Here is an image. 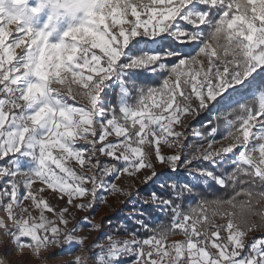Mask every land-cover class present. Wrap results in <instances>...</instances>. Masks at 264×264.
Returning a JSON list of instances; mask_svg holds the SVG:
<instances>
[{
	"label": "snow or ice",
	"instance_id": "obj_1",
	"mask_svg": "<svg viewBox=\"0 0 264 264\" xmlns=\"http://www.w3.org/2000/svg\"><path fill=\"white\" fill-rule=\"evenodd\" d=\"M141 45L166 51L129 55ZM117 67L164 78L129 85L121 102L115 89L105 91ZM262 89L264 0H0L5 246L82 247L76 233L88 217L69 228L71 210L91 209L106 179L116 192L111 181L147 169L141 182L164 175L169 194L154 191L143 203L169 212L170 224L150 227L141 212L147 235L106 237L87 264H264V235L253 238L264 229ZM213 110H227L226 135L217 140L216 126L201 125L192 134L206 146L192 150L177 129ZM161 144L175 154L163 155ZM181 168L189 178L182 183L171 175ZM187 200L195 203L185 209Z\"/></svg>",
	"mask_w": 264,
	"mask_h": 264
},
{
	"label": "rangeland",
	"instance_id": "obj_2",
	"mask_svg": "<svg viewBox=\"0 0 264 264\" xmlns=\"http://www.w3.org/2000/svg\"><path fill=\"white\" fill-rule=\"evenodd\" d=\"M30 2H34V0H30ZM190 27V25L188 26ZM180 30H186L183 22L179 25ZM66 30L65 25H61L60 31L57 33L58 36H62V32ZM139 39V37H137ZM58 42V41H53ZM142 51L136 53H130L129 55L134 56L136 58H141L144 55H154L160 54L156 49V46L153 45L152 48H145L144 45H141ZM123 59V58H122ZM128 70H122L121 67H117L115 73L110 81H108V87L118 85L119 87V98L118 100L123 102L124 97L128 95V91L123 84L122 77L127 73ZM107 89V88H106ZM264 90V89H262ZM258 95V92H257ZM69 103H74V101L69 100ZM213 119L216 116V111H211ZM190 117L188 119H192ZM226 128L228 130V125L226 123ZM193 129L198 130L197 127H193L190 130V136L196 137L193 135ZM180 131H185L186 129H177ZM226 130V131H227ZM187 131V130H186ZM226 135V134H225ZM199 138V137H196ZM186 143V139L183 141ZM206 143L205 144L206 146ZM228 142L225 141V144ZM186 145V144H185ZM174 148H168L166 145L161 144V153L163 155H173L175 154ZM185 151H181L182 159H186ZM231 154H229L230 156ZM195 163V162H194ZM206 166V165H205ZM157 173H168V169L157 165L156 168ZM181 171L185 174L181 177ZM149 174V170L143 169L141 173H138L135 176H129L127 174H123L119 180L111 181L117 185L118 191L110 192L108 189V185L110 183L111 178L105 180V187L100 189L97 192V197L93 202V206L88 211H81L79 209L71 210L69 214L70 224L69 228L75 227L77 224H80L84 221L85 217H88V221L86 225H83L77 231V235L84 239L85 243L81 247L80 245H64L60 248H48L46 250H40L39 252H33L30 249H13L11 246H5L4 241L5 237L2 235V230H0V264H68L69 261H74L77 257L81 258L83 264H87L89 260L96 259L97 254L99 252V248H94L93 246L99 242L100 244L106 245L109 241L106 237H112L117 240L127 239L129 235L127 233L122 234H113L109 233L107 230H104L102 220L104 217L110 216L112 214L120 213V208L126 205V202L129 198L133 196L134 189L138 187L155 183L161 184L166 177L161 175L160 179L155 180L154 182L142 183V179L145 175ZM175 175V179L179 182H184L185 179H189L187 177V169L181 168L178 171V174ZM27 201H24L23 204L27 205ZM5 213L3 209H0V219L4 217ZM50 215V214H48ZM130 215V213H127ZM74 217V219H73ZM88 225H94L95 227L90 228ZM264 235V229L260 232H256L253 234V238ZM175 236L172 239H177ZM180 239V238H179Z\"/></svg>",
	"mask_w": 264,
	"mask_h": 264
},
{
	"label": "trees",
	"instance_id": "obj_3",
	"mask_svg": "<svg viewBox=\"0 0 264 264\" xmlns=\"http://www.w3.org/2000/svg\"><path fill=\"white\" fill-rule=\"evenodd\" d=\"M175 43V41H173ZM183 47V46H181ZM156 49L159 51L160 55H164L166 49ZM167 51H170L168 49ZM136 53V52H134ZM164 78V73L162 72H152L148 69H138V70H128L127 73L122 77L123 84L125 85L128 94H129V85L136 84H151L153 86L159 85ZM111 89L116 90L117 97L119 98V87L118 85L108 87L105 91H110ZM252 97H248L247 101H250ZM230 110V109H229ZM223 111L221 113H217L215 118L213 119L211 111L201 112L199 116L193 117L192 119H188L186 130L188 132L186 138V146L191 145L192 150H195L196 147H199L202 143L206 141H201L200 138H196L190 136V130L193 127H197L200 130V126L204 125L205 130L212 126L217 127V132L215 133L214 138L220 140L226 134V120L224 119ZM211 122V123H209ZM188 150L185 151V156H188ZM230 170V165L228 166ZM221 171L224 169L221 168ZM181 177L185 174L181 171ZM180 182V181H179ZM203 187H207L204 185ZM157 192L158 194L167 196L169 194V189L167 187H162L161 184H145L137 189H134L133 196L129 198L126 202V205L120 208V213L112 214L110 216L104 217L102 220L104 230H107L109 233L113 234H122V233H131L133 231L138 232V234L143 238L147 233L144 232L143 229H140L137 225V220L140 218V213L144 212L145 215L142 217L150 227H158V226H167L170 224L171 216L169 212L161 210L155 206L145 205L143 200L149 197L150 193ZM223 190H220L216 193V195H223ZM194 204L195 201L187 200L184 203L185 209H187L188 204ZM130 213V215H127ZM258 221L259 218H256Z\"/></svg>",
	"mask_w": 264,
	"mask_h": 264
},
{
	"label": "crops",
	"instance_id": "obj_4",
	"mask_svg": "<svg viewBox=\"0 0 264 264\" xmlns=\"http://www.w3.org/2000/svg\"><path fill=\"white\" fill-rule=\"evenodd\" d=\"M34 187H35V185H34ZM176 238L179 239V238H181V237L178 236V237H176Z\"/></svg>",
	"mask_w": 264,
	"mask_h": 264
}]
</instances>
